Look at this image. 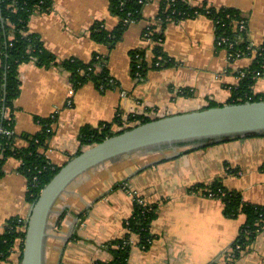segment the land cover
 <instances>
[{"label":"crops","instance_id":"obj_1","mask_svg":"<svg viewBox=\"0 0 264 264\" xmlns=\"http://www.w3.org/2000/svg\"><path fill=\"white\" fill-rule=\"evenodd\" d=\"M161 1L147 0L142 18L130 24L113 50L90 37L95 22L103 23L110 31L118 26L119 18L111 13L110 0H52L49 13L32 15L30 32L42 39L59 62L71 58L89 62L94 54L107 57V67L119 86L102 92L88 84L75 91L62 67L42 68L33 61L23 64L19 69L21 93L15 102L18 148L27 145L25 135L41 131L38 118L57 116L52 126L54 135L43 153L51 164L63 167L82 149L79 133L86 125L110 123L118 114L127 125L131 116L143 121L200 111L214 101L208 96L219 104L229 102L232 89L240 83V73L251 66L252 59L242 58L230 64L227 51L216 47L213 21L204 15L168 26L163 45L176 66L152 70L140 81L134 79L130 52L147 47L142 33L157 16ZM188 2L192 6L207 3L210 7L239 10L248 22L252 45L264 44V0ZM3 26L0 14V33ZM182 90L192 95L183 97ZM253 90L264 94V77ZM164 102L170 108L168 114L148 111ZM120 129L114 127L116 131ZM156 155L123 158L77 179L60 198L52 215L46 264L111 262L113 255L106 245L125 236V222L134 213L135 196L146 204L158 205V210L150 229V247H141L134 237L129 264H228L226 256L246 217L226 218L220 199L191 189L225 176L228 165L237 172L241 164L252 166L238 178L225 177L224 185L241 192L246 202L264 206V171L258 169H264V136L183 148L159 159ZM21 164L12 157L4 165L5 173L0 179V235L12 218H20L26 224L32 209L27 201L28 180L19 172ZM119 168L125 169L127 175L119 176ZM121 185L126 187L118 188ZM178 187L180 191H176ZM81 214H85L84 219ZM19 254L18 246L9 260L0 264H19ZM231 264H264V230L251 251Z\"/></svg>","mask_w":264,"mask_h":264},{"label":"trees","instance_id":"obj_2","mask_svg":"<svg viewBox=\"0 0 264 264\" xmlns=\"http://www.w3.org/2000/svg\"><path fill=\"white\" fill-rule=\"evenodd\" d=\"M146 3L147 0H110V11L119 18V24L110 31L103 23L95 22L91 27V39L113 50L122 41L130 24L142 18L141 13ZM52 7V0H0V14L4 23L0 33V129L13 132L11 135L0 132V179L4 176V165L8 159L12 157L19 159L22 163L19 172L28 180L27 201L30 204L37 201L43 188L62 167L51 164L43 153L54 135L52 126L57 116L38 118L41 131L35 135H25L24 138L27 141L25 147L16 146L15 102L21 93L20 66L32 61L42 68L60 66L69 74L75 91L88 84H93L102 92L119 86L107 67V57L94 54L89 62L74 58L59 62L57 57L45 47L42 39L30 32L29 22L32 15L35 12L49 13ZM200 15L213 21L216 47L218 50L227 51L230 64L242 58L252 59L251 66L240 73V83L236 89H232V97L227 104L264 100V94H256L253 90L255 83L261 78L258 73L264 75V44L259 47L252 45L248 22L239 10L210 7L207 3L192 6L188 0L161 1L157 16L148 22L142 33V39L147 47L130 52L134 79L140 81L152 70L176 66L177 62L168 56L164 49L166 30L172 23H179ZM180 95L190 97L192 94L182 90ZM222 105L224 104L213 103L207 108ZM140 119L141 117L131 116L128 118V123L139 121L136 125L139 126L152 121ZM124 125L122 115L118 114L110 123H101L97 127L84 126L79 133L82 149L77 155L82 152L83 147L101 143L107 138L136 127L114 130L115 126L122 128ZM257 136L264 135L252 134L241 138ZM241 138H226L222 142ZM217 143L220 142L209 141L204 147ZM191 190L206 196L214 193L215 198L224 203L226 218L236 219L241 215L246 217L230 254L226 256V262L231 264L250 252L258 235L264 230V206L246 202L241 192L228 189L222 180L206 185H196ZM157 210L158 205L146 204L142 198L136 197L134 213L125 222V236L106 245V249L113 255V260L108 263L96 261L94 264H129L134 237L139 239L141 247L148 249L153 239L150 229L157 218ZM62 218L64 215L60 217V220ZM81 218L84 219L85 214H81ZM24 227L25 222L20 218H12L8 221L5 233L0 235V263L8 261L19 246L20 264L26 232Z\"/></svg>","mask_w":264,"mask_h":264},{"label":"water","instance_id":"obj_3","mask_svg":"<svg viewBox=\"0 0 264 264\" xmlns=\"http://www.w3.org/2000/svg\"><path fill=\"white\" fill-rule=\"evenodd\" d=\"M264 135V100L231 103L155 119L94 144L69 160L43 188L26 222L20 264H46L50 221L55 208L80 177L134 155L203 148L248 135Z\"/></svg>","mask_w":264,"mask_h":264},{"label":"rangeland","instance_id":"obj_4","mask_svg":"<svg viewBox=\"0 0 264 264\" xmlns=\"http://www.w3.org/2000/svg\"><path fill=\"white\" fill-rule=\"evenodd\" d=\"M115 89V88H114ZM208 99H210V100H214V101H212L211 102V104H216V105H220L219 103H217L216 101H217V99L216 98H214L213 99V97L212 96H208ZM261 100V99H260ZM183 107V106H182ZM182 107H180V108H182ZM188 107V106H187ZM169 107L167 106V104H166V102H164V103H159V104H155V105H153V106H151L150 108H149V112H151V113H155V114H157V115H165V114H168L167 112H169ZM179 109V108H178ZM121 113V112H120ZM146 115H148V114H146ZM150 115V114H149ZM148 115V116H149ZM118 116V115H117ZM151 120H153V119H151ZM138 123H128L127 125H125V126H123L120 130H123V129H125V128H128V127H134L135 125H137ZM119 131V130H118ZM171 154H173V152H164V153H158L156 156H155V158H163V157H167V156H169V155H171ZM251 169H253L252 168V166H244V165H240V172H237L236 171V168L235 167H233V166H231V165H228V166H226V168H225V171H224V174H225V176H221L220 177V175H219V178H215V179H213V180H211V181H209L207 184H211L212 182H214V181H216V180H222V182H223V184H224V182H225V177H229L228 179H233V178H236L238 175H240V173L242 174V173H245V174H247V171H249V170H251ZM259 170H263L264 171V169H261V168H258ZM118 175L119 176H122V175H127L126 174V170L125 169H121V168H119L118 169ZM105 176V175H104ZM102 177V180H104V178L105 177ZM108 176H110V175H108ZM107 176V177H108ZM111 178H112V176H111ZM110 178V179H111ZM238 178V177H237ZM167 184V182H165V183H163L162 184V186L163 187H166L165 185ZM204 185H206V184H204ZM126 186H123V185H121V186H118V188H125ZM176 191H180V189H179V187L176 189ZM137 197H139L140 198V196H137ZM135 199H136V196L134 197V201H135ZM216 199H218V198H216ZM25 228V227H24Z\"/></svg>","mask_w":264,"mask_h":264},{"label":"built area","instance_id":"obj_5","mask_svg":"<svg viewBox=\"0 0 264 264\" xmlns=\"http://www.w3.org/2000/svg\"><path fill=\"white\" fill-rule=\"evenodd\" d=\"M258 76H260L261 78L264 77V75H261L260 73H258ZM0 132H4V133L9 134V135L13 134V132H11V131H7L6 132V131H3L2 129H0ZM207 196L210 197V198H215L216 195L214 193H209ZM25 229H26V224H25Z\"/></svg>","mask_w":264,"mask_h":264}]
</instances>
